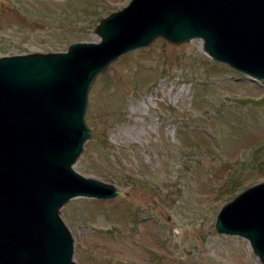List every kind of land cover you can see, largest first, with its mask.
Returning <instances> with one entry per match:
<instances>
[{
	"label": "rangeland",
	"instance_id": "rangeland-1",
	"mask_svg": "<svg viewBox=\"0 0 264 264\" xmlns=\"http://www.w3.org/2000/svg\"><path fill=\"white\" fill-rule=\"evenodd\" d=\"M129 2L0 0V58L99 43L100 20ZM85 120L91 136L72 168L126 197L60 209L74 262L261 264L246 239L214 226L264 181V81L215 62L201 39L158 38L97 75Z\"/></svg>",
	"mask_w": 264,
	"mask_h": 264
},
{
	"label": "water",
	"instance_id": "water-1",
	"mask_svg": "<svg viewBox=\"0 0 264 264\" xmlns=\"http://www.w3.org/2000/svg\"><path fill=\"white\" fill-rule=\"evenodd\" d=\"M95 33L99 43L63 53L0 58V264H77L60 209L126 197L72 168L91 136L92 83L119 57L158 38L201 39L212 60L264 81V0H130ZM214 228L246 239L264 264V181L224 205Z\"/></svg>",
	"mask_w": 264,
	"mask_h": 264
},
{
	"label": "trees",
	"instance_id": "trees-1",
	"mask_svg": "<svg viewBox=\"0 0 264 264\" xmlns=\"http://www.w3.org/2000/svg\"><path fill=\"white\" fill-rule=\"evenodd\" d=\"M261 169H262V168H261ZM237 184H238L237 182H235V183L233 182V183H232V188H233V186L235 187ZM230 187H231V186H230ZM232 188H231V189H232ZM229 189H230V188H229Z\"/></svg>",
	"mask_w": 264,
	"mask_h": 264
}]
</instances>
